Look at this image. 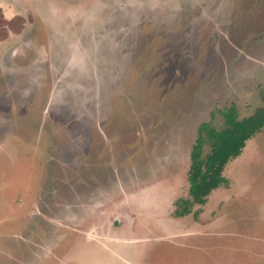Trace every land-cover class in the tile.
<instances>
[{"label": "rangeland", "instance_id": "rangeland-1", "mask_svg": "<svg viewBox=\"0 0 264 264\" xmlns=\"http://www.w3.org/2000/svg\"><path fill=\"white\" fill-rule=\"evenodd\" d=\"M262 89L264 0H0V264H264V129L175 215Z\"/></svg>", "mask_w": 264, "mask_h": 264}, {"label": "trees", "instance_id": "trees-1", "mask_svg": "<svg viewBox=\"0 0 264 264\" xmlns=\"http://www.w3.org/2000/svg\"><path fill=\"white\" fill-rule=\"evenodd\" d=\"M262 105L253 113L240 118L235 104L219 109L223 126L215 127L211 122H203L191 151V163L187 180L188 197L176 200L175 215L191 213L195 205H204L211 192L227 185L224 170L229 161L239 156L247 140L264 129V89L260 90ZM210 149L204 154V145ZM200 208L194 212L197 216Z\"/></svg>", "mask_w": 264, "mask_h": 264}]
</instances>
